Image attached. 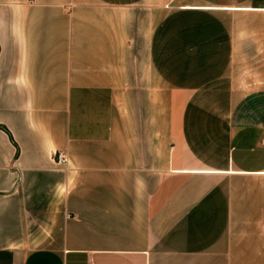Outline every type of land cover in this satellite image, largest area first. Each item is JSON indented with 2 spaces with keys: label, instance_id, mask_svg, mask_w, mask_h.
I'll list each match as a JSON object with an SVG mask.
<instances>
[{
  "label": "crops",
  "instance_id": "0c3cea01",
  "mask_svg": "<svg viewBox=\"0 0 264 264\" xmlns=\"http://www.w3.org/2000/svg\"><path fill=\"white\" fill-rule=\"evenodd\" d=\"M0 127V264H264V0H0Z\"/></svg>",
  "mask_w": 264,
  "mask_h": 264
},
{
  "label": "built area",
  "instance_id": "2783aa9c",
  "mask_svg": "<svg viewBox=\"0 0 264 264\" xmlns=\"http://www.w3.org/2000/svg\"><path fill=\"white\" fill-rule=\"evenodd\" d=\"M56 159L59 165H65L67 163V160L61 155H57Z\"/></svg>",
  "mask_w": 264,
  "mask_h": 264
},
{
  "label": "trees",
  "instance_id": "16d2710c",
  "mask_svg": "<svg viewBox=\"0 0 264 264\" xmlns=\"http://www.w3.org/2000/svg\"><path fill=\"white\" fill-rule=\"evenodd\" d=\"M0 129H4L3 127H0ZM5 254H7V253H5ZM9 256V255H8Z\"/></svg>",
  "mask_w": 264,
  "mask_h": 264
}]
</instances>
